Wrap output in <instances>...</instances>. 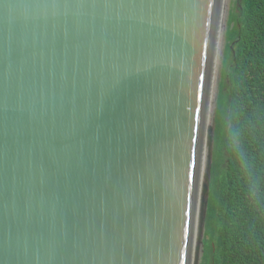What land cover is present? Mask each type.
Wrapping results in <instances>:
<instances>
[{
    "label": "water",
    "instance_id": "water-1",
    "mask_svg": "<svg viewBox=\"0 0 264 264\" xmlns=\"http://www.w3.org/2000/svg\"><path fill=\"white\" fill-rule=\"evenodd\" d=\"M230 0H0V264H200Z\"/></svg>",
    "mask_w": 264,
    "mask_h": 264
},
{
    "label": "trees",
    "instance_id": "trees-1",
    "mask_svg": "<svg viewBox=\"0 0 264 264\" xmlns=\"http://www.w3.org/2000/svg\"><path fill=\"white\" fill-rule=\"evenodd\" d=\"M226 29L200 264H264V0H238ZM224 73L226 71L224 70Z\"/></svg>",
    "mask_w": 264,
    "mask_h": 264
},
{
    "label": "rangeland",
    "instance_id": "rangeland-1",
    "mask_svg": "<svg viewBox=\"0 0 264 264\" xmlns=\"http://www.w3.org/2000/svg\"><path fill=\"white\" fill-rule=\"evenodd\" d=\"M235 6H239V1L238 0H230V9H229V14L230 11L234 10ZM229 19V18H228ZM227 43V41H226ZM225 50H226V45H225ZM233 64L232 61L230 60L228 67L226 66V64H223V73H222V82L221 84L224 82L225 84V90H229L231 91L232 88V69H233ZM224 70L226 71V73H224Z\"/></svg>",
    "mask_w": 264,
    "mask_h": 264
},
{
    "label": "bare ground",
    "instance_id": "bare-ground-1",
    "mask_svg": "<svg viewBox=\"0 0 264 264\" xmlns=\"http://www.w3.org/2000/svg\"><path fill=\"white\" fill-rule=\"evenodd\" d=\"M229 21V20H228Z\"/></svg>",
    "mask_w": 264,
    "mask_h": 264
}]
</instances>
